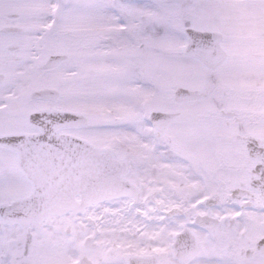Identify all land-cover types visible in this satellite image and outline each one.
Segmentation results:
<instances>
[{
  "label": "snow or ice",
  "instance_id": "1",
  "mask_svg": "<svg viewBox=\"0 0 264 264\" xmlns=\"http://www.w3.org/2000/svg\"><path fill=\"white\" fill-rule=\"evenodd\" d=\"M0 264H264V0H0Z\"/></svg>",
  "mask_w": 264,
  "mask_h": 264
}]
</instances>
